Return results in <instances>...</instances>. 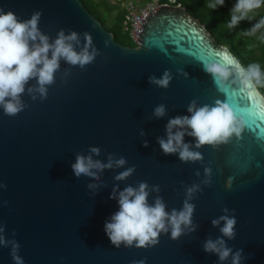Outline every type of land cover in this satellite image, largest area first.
<instances>
[{
  "label": "water",
  "instance_id": "water-1",
  "mask_svg": "<svg viewBox=\"0 0 264 264\" xmlns=\"http://www.w3.org/2000/svg\"><path fill=\"white\" fill-rule=\"evenodd\" d=\"M0 8L21 19L40 11L39 28L53 39L61 29L72 30L83 43V33L89 32L98 51L84 69L61 61L45 99L25 93L26 107L17 115L0 109V185L6 186L0 187V226L4 236L19 243L24 264H219L203 243L221 235L211 221L225 207L229 214L235 210L237 220L229 247L243 250L242 264H264V96L257 86L239 82L221 90L204 71L208 63L243 66L227 45L214 43L204 24L180 4H162L150 14L135 45L115 40L81 0H0ZM166 69L173 75L167 89L149 83ZM193 99L228 103L244 127L239 138L215 149H193L203 161L184 163L178 155L163 154L157 138L166 137L170 118L188 114ZM245 101L249 109L242 111ZM159 104L167 111L158 119L153 110ZM185 142L194 140L185 136ZM91 146L101 150L94 159L107 162L116 154L127 163L103 171L99 181L77 178L71 164ZM132 166L135 172L126 180L114 179ZM206 167L212 170L210 185L203 183ZM141 181L159 185L149 203L161 196L168 211L182 207L186 187L199 185L191 201L196 230L185 229L176 240L162 233L148 248H115L104 231L118 210L109 197L117 184L123 189ZM89 183L99 186L92 190ZM0 264H14L10 246H0Z\"/></svg>",
  "mask_w": 264,
  "mask_h": 264
},
{
  "label": "clouds",
  "instance_id": "clouds-1",
  "mask_svg": "<svg viewBox=\"0 0 264 264\" xmlns=\"http://www.w3.org/2000/svg\"><path fill=\"white\" fill-rule=\"evenodd\" d=\"M225 0H215L209 6L223 7ZM264 6V0H236L230 9L229 28L237 27L242 21L249 18V14ZM42 13L35 11L30 18L21 19L14 12H5L0 8V109L7 116H15L26 107L23 96L27 93L32 100L45 99L48 95V86L55 82V75L60 70L61 61L70 66H85L92 63L98 55L93 46L89 32L81 34L76 31L61 29L53 39L39 28ZM264 29V18L256 22L245 35H254ZM108 43L107 41L105 42ZM204 71L211 75L223 90L229 83L239 82L245 87H264V72L258 63L247 67L236 63L232 69L216 63L203 66ZM182 70H178L181 72ZM67 75V72L65 73ZM187 76V73H182ZM173 75L170 70L163 71L160 77L152 75L148 78L151 85L167 89ZM35 81V84H31ZM38 94V96H37ZM166 106L157 105L153 110L156 118L166 115ZM187 115H177L168 120L165 125L166 137H158L157 143L165 155H178L181 162L203 161L200 151L204 146L213 149L221 144L228 143L233 137L239 138L244 127L242 120L228 103L216 100L213 104H199L196 99L187 106ZM141 135H144L141 132ZM185 136L191 137L193 142H185ZM148 142H144V147ZM101 154L99 147L91 146L88 154L77 153L75 162L71 164L73 174L79 178L86 176L93 181L100 180V174L105 170L124 168L127 160L123 156L109 154L107 162L94 159ZM135 172V166L125 168L115 175L116 181H123ZM211 168L204 169L205 185L211 184ZM200 175L199 172L196 173ZM99 185L89 183L87 187L95 190ZM0 187H6L0 185ZM200 186L193 184L185 188V199L180 209L166 210L167 206L161 196L153 198L149 203L152 192H159V185L149 186L145 181L136 186L127 185L123 189L119 185L113 187L109 199L117 202L118 210L105 221L104 231L115 248L123 245L126 248H148L159 243V237L170 232V238L176 240L188 232H194L197 226L192 223L195 211L194 199ZM223 215L211 221L213 227H218L220 236L216 239L208 238L203 243V250L215 255L219 264H242L245 257L243 250H233L227 241L236 237L237 224L234 211L225 207ZM222 225V226H221ZM4 227L0 226V246H10V256L14 264H24L19 255L20 245L15 240H9L3 235ZM134 264H144L143 261Z\"/></svg>",
  "mask_w": 264,
  "mask_h": 264
},
{
  "label": "trees",
  "instance_id": "trees-1",
  "mask_svg": "<svg viewBox=\"0 0 264 264\" xmlns=\"http://www.w3.org/2000/svg\"><path fill=\"white\" fill-rule=\"evenodd\" d=\"M81 1L112 32L115 40L123 44L135 45L128 31L124 29V8L119 2L111 3L109 0ZM235 2L236 0H225L223 7L217 6L215 8L209 6L215 3V0H175L173 4L179 3L194 18L203 23L205 28L210 31L214 43L227 45L244 67L258 63L264 72V29L251 36L244 34L256 22L264 18V6L250 13L249 18L242 21L237 27L229 28L230 9ZM257 87L264 95V87Z\"/></svg>",
  "mask_w": 264,
  "mask_h": 264
},
{
  "label": "built area",
  "instance_id": "built-area-1",
  "mask_svg": "<svg viewBox=\"0 0 264 264\" xmlns=\"http://www.w3.org/2000/svg\"><path fill=\"white\" fill-rule=\"evenodd\" d=\"M115 2H119L124 8V29L128 31L132 41L138 44L145 19L156 12L162 4H173L175 0H116Z\"/></svg>",
  "mask_w": 264,
  "mask_h": 264
},
{
  "label": "snow or ice",
  "instance_id": "snow-or-ice-1",
  "mask_svg": "<svg viewBox=\"0 0 264 264\" xmlns=\"http://www.w3.org/2000/svg\"><path fill=\"white\" fill-rule=\"evenodd\" d=\"M246 102V101H245ZM249 108L247 107V102H246V106H244L241 110L242 111H247ZM252 109H253V114L255 115V116H258L259 115V112L257 111V108L254 106V107H252Z\"/></svg>",
  "mask_w": 264,
  "mask_h": 264
},
{
  "label": "rangeland",
  "instance_id": "rangeland-1",
  "mask_svg": "<svg viewBox=\"0 0 264 264\" xmlns=\"http://www.w3.org/2000/svg\"><path fill=\"white\" fill-rule=\"evenodd\" d=\"M111 3H115L116 0H109Z\"/></svg>",
  "mask_w": 264,
  "mask_h": 264
},
{
  "label": "bare ground",
  "instance_id": "bare-ground-1",
  "mask_svg": "<svg viewBox=\"0 0 264 264\" xmlns=\"http://www.w3.org/2000/svg\"><path fill=\"white\" fill-rule=\"evenodd\" d=\"M264 96V95H263Z\"/></svg>",
  "mask_w": 264,
  "mask_h": 264
}]
</instances>
